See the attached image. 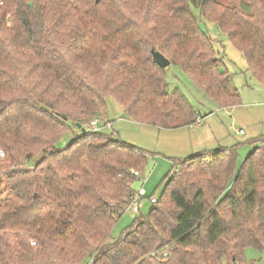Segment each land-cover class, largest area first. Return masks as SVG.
Masks as SVG:
<instances>
[{"label": "trees", "instance_id": "obj_1", "mask_svg": "<svg viewBox=\"0 0 264 264\" xmlns=\"http://www.w3.org/2000/svg\"><path fill=\"white\" fill-rule=\"evenodd\" d=\"M240 2L0 0V264H244L264 250V136L180 162L148 216L107 243L149 155L86 128L107 99L158 129L200 123L151 51L218 108L238 105L201 25L264 83V0Z\"/></svg>", "mask_w": 264, "mask_h": 264}, {"label": "rangeland", "instance_id": "obj_2", "mask_svg": "<svg viewBox=\"0 0 264 264\" xmlns=\"http://www.w3.org/2000/svg\"><path fill=\"white\" fill-rule=\"evenodd\" d=\"M220 1L243 8L240 0ZM193 11L197 16L198 12ZM201 26L213 40L218 58L231 75L229 89L238 93L239 104L218 108L178 67L172 65L166 68L169 92L177 90L186 96L198 114L199 125L171 130L143 125L126 116L115 101L107 99L106 115L101 121L109 122L113 133L109 130H104V133L112 134L122 143L140 148L149 155L143 168L144 177L137 178L131 184L135 193L141 188L145 193L139 202L140 212L133 214L130 209L125 210L113 225L107 243L122 239L134 219L148 216L151 208L149 198H160L167 179L178 170L180 162L219 147L240 145L264 136V83L252 78L242 55L228 43L217 27L210 24ZM88 127L89 124L86 125ZM238 130H242L243 135H237ZM247 151L248 148L240 147L238 154L244 157ZM243 259L244 264H264V250L247 248L243 252Z\"/></svg>", "mask_w": 264, "mask_h": 264}, {"label": "built area", "instance_id": "obj_3", "mask_svg": "<svg viewBox=\"0 0 264 264\" xmlns=\"http://www.w3.org/2000/svg\"><path fill=\"white\" fill-rule=\"evenodd\" d=\"M101 122V124H100ZM199 125V122H196L192 125L189 126V128H192L194 126ZM89 130L91 131H95V132H99V131H103V130H109L113 133V131L111 130V124L107 121H101V119H95L93 121H91L89 123ZM237 135H243V131L242 130H238L236 132ZM0 157H3V154L0 153ZM134 176H139L140 174L138 172H133ZM145 196V193L143 191V189L141 188L139 190L138 193H134V195L130 198L129 200V205H128V209H130L132 211L133 214H138L140 212V205L139 202L141 200V198H143ZM156 202V198L155 197H150L149 198V203L152 205ZM34 243L31 242V245H33ZM151 257H154L157 260H160L161 258H165L166 254H157V253H152L150 254Z\"/></svg>", "mask_w": 264, "mask_h": 264}, {"label": "water", "instance_id": "obj_4", "mask_svg": "<svg viewBox=\"0 0 264 264\" xmlns=\"http://www.w3.org/2000/svg\"><path fill=\"white\" fill-rule=\"evenodd\" d=\"M151 55L158 67H160L161 69H166L167 67H169V61L164 58L160 53L151 51ZM76 126L78 129H81L79 124H77ZM81 132H85L84 129H81Z\"/></svg>", "mask_w": 264, "mask_h": 264}]
</instances>
